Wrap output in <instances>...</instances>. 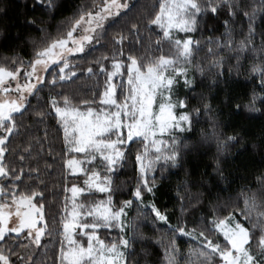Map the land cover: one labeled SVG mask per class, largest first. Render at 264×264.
I'll return each mask as SVG.
<instances>
[{"label": "snow or ice", "instance_id": "6c2138e0", "mask_svg": "<svg viewBox=\"0 0 264 264\" xmlns=\"http://www.w3.org/2000/svg\"><path fill=\"white\" fill-rule=\"evenodd\" d=\"M36 2L48 9L53 7V0ZM222 7L230 16L242 11L248 18L249 36L240 44V50H245L252 43L251 22L258 11L264 12V0L251 14L242 10L237 0H159V10L149 16L147 23L160 29L162 39L174 53L147 60L130 52L125 55L124 42L128 36L124 29L136 8L133 0H84L66 29L60 26L55 36L45 33L39 41L32 42L30 59L6 58L10 67L0 66V264H38L29 244H19L18 250L9 246V238L19 240L23 236L40 247L42 238L53 231L45 220L44 193L31 184L22 186L23 168L6 162L11 137L19 131L14 114L22 116L27 110L28 96H37L45 87L55 90L62 82L73 80L79 67L73 58L83 54L86 59L97 45L106 52L93 57L86 71L90 76L104 77L103 90L78 101L62 93L49 98L64 133L65 167L70 175L84 177L83 186L72 183L65 189L71 196L65 197L61 228L56 230L60 249L52 264H129L134 237L127 234L131 227L128 210L134 201L138 202V211L150 207L154 222L168 225L172 236L163 244L166 264H181L178 256L183 264H264V196L258 197L250 189L242 192V208L226 205L221 210L227 211L226 215L214 210L210 219L191 229L179 222L169 224V217L155 203L150 206L144 203L145 192L154 195L156 187L155 176L150 174L161 162L177 164L179 136L191 130L193 113L200 112L199 108L188 111L186 100L174 97L181 78L184 86L191 88L193 84L188 74L193 48L199 41H194L191 33L198 30L200 20L209 14L218 20ZM109 29L114 30L110 49L105 43ZM40 31L44 33L45 29ZM134 31L139 32L136 23L127 27L128 34ZM174 32L184 36L177 37ZM156 43L160 45L161 41ZM209 52L216 55L211 49ZM213 63L218 66L221 61ZM252 71L259 73L258 87L264 93V62L254 65ZM257 100L264 103V94L254 91L248 105L250 111H260ZM204 108L208 110L209 105ZM226 141L238 142L235 136L226 137ZM133 143L143 147L135 156L139 175L131 193L134 199L117 204L113 200V175L124 165L130 154L128 146ZM217 147L222 150L227 143L218 138ZM19 159L23 161L25 157L21 155ZM216 170L221 171L219 164ZM31 172L38 169H31L29 178ZM257 181L264 190V173ZM97 193L104 198L94 199ZM237 211L249 226L237 219ZM102 229L116 230L117 234L105 239L101 237ZM176 234L195 240L197 247L190 248L186 255L180 253ZM212 235L215 241L210 238Z\"/></svg>", "mask_w": 264, "mask_h": 264}, {"label": "trees", "instance_id": "16d2710c", "mask_svg": "<svg viewBox=\"0 0 264 264\" xmlns=\"http://www.w3.org/2000/svg\"><path fill=\"white\" fill-rule=\"evenodd\" d=\"M237 2L249 14L254 7L260 6V0ZM82 3L84 0H53V7L48 9L36 0H0V66L10 67V60L6 58L14 56L25 61L30 59L32 42L39 41L45 33L55 36L60 26L66 29L67 22L72 21ZM133 3L136 8L127 18V27L136 23L139 32L128 34L125 27L128 36L124 42L125 55L130 52L145 60L172 55L174 49L162 39L160 29L147 23L149 16L159 10V0H133ZM218 14V20L211 14L205 16L200 20L198 30L191 33L194 41H199V45L193 48L188 74L193 84L189 88L180 81L174 91L175 97L186 100L188 111L199 108L200 112L193 113L191 130L179 136L181 145L177 164H158L155 172L150 174L156 179L154 195L144 194V203L149 206L155 203L169 217V224L183 223L188 229L210 219L214 210L226 215L227 211L221 212L226 205L242 208V192L247 193L250 189L258 197L264 196V190L260 189L257 181V177L264 173V103L257 100L256 107L260 108L257 112L250 111L248 107L254 91L258 95L264 94L258 87L259 73L252 71L254 65L264 62V12L258 11L252 20V43L243 51L240 44L249 36L248 18L242 15V11L230 16L223 7ZM41 28L45 29L44 33ZM113 35L114 30L109 29L105 38L109 49ZM176 35L181 37L184 33ZM158 40L160 45L156 43ZM209 49L216 55L210 54ZM105 52L106 49L97 45L86 59L83 54L74 57V63L79 67L75 69L77 75L73 80L62 82L55 90L45 87L37 96H28L27 110L22 116L14 114L19 131L11 137L6 162L17 169L23 168L22 186L31 184L44 193L45 220L53 231L52 235L46 234L42 238L40 247L32 245L30 239L23 236L19 240L10 237L8 244L17 248L19 244H29V251L35 253L34 259L38 264L40 261L52 264L58 256L60 237L56 230L61 228L59 221L65 197H70V192L65 189L72 183L83 186L84 179L83 176L70 175L65 167L64 133L50 107L49 98L62 93L78 101L102 91L104 77L90 76L86 69L91 66L93 57ZM214 61L221 63L217 66ZM205 104L209 105L208 110H205ZM228 136H235L238 142H227ZM218 138L227 143L226 148L218 150ZM128 147L130 154L113 175V200L117 204L134 199L131 193L139 175L135 156L143 147L138 143ZM21 155L25 157L23 161L19 159ZM217 164L220 172L216 170ZM31 169H38V172H31L29 178ZM101 198H104L103 194L99 193L94 197L97 200ZM235 215L246 227L249 226L239 211ZM153 217L150 207L138 211V202L135 201L128 210L131 227L127 234L134 237L129 264H166L163 244L172 234L167 224L154 222ZM116 234V230H101V237L105 239H112ZM210 238L216 239L215 235ZM219 239L223 242L222 237ZM176 245L180 253L186 255L190 248L197 247V242L176 234ZM177 259L183 264L182 257Z\"/></svg>", "mask_w": 264, "mask_h": 264}, {"label": "rangeland", "instance_id": "374dc122", "mask_svg": "<svg viewBox=\"0 0 264 264\" xmlns=\"http://www.w3.org/2000/svg\"><path fill=\"white\" fill-rule=\"evenodd\" d=\"M173 34H174V35H176L177 33H176V32H174ZM176 36L178 37V35H176ZM180 81H183V79L181 78V80H180ZM13 86H14V85H13ZM14 97H15V94L13 93V98H14ZM174 97H175V96H174ZM175 98H177V97H175ZM177 111H181V110H179V109H178ZM70 196H71V193H70Z\"/></svg>", "mask_w": 264, "mask_h": 264}]
</instances>
